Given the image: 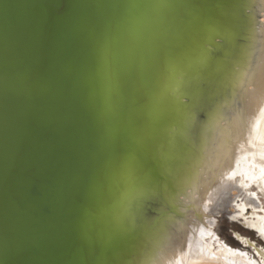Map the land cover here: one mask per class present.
<instances>
[{
  "label": "water",
  "instance_id": "1",
  "mask_svg": "<svg viewBox=\"0 0 264 264\" xmlns=\"http://www.w3.org/2000/svg\"><path fill=\"white\" fill-rule=\"evenodd\" d=\"M71 1L12 0L14 11L0 0V264H133L139 234L110 230L109 216L141 188L163 185L146 167H163L166 152L178 147L190 102L182 84L203 79L189 67L213 62L236 75L247 68V52L242 61L228 52L250 36L237 0H158L156 9L138 0L121 20L128 0H109L82 39L89 68L79 87L102 110L77 158L74 195L62 214L59 197L80 138L61 75ZM179 59L187 61L182 68ZM175 71L166 84V73ZM161 105L167 118L156 141L151 114L158 117Z\"/></svg>",
  "mask_w": 264,
  "mask_h": 264
},
{
  "label": "bare ground",
  "instance_id": "2",
  "mask_svg": "<svg viewBox=\"0 0 264 264\" xmlns=\"http://www.w3.org/2000/svg\"><path fill=\"white\" fill-rule=\"evenodd\" d=\"M148 1L146 7L150 2L155 4V9L160 5L158 0ZM237 1L248 12L244 11L246 14L242 17L248 22L250 42L242 46L239 43L235 47L230 45L228 52L234 53V60L241 61L247 52L246 70L238 75L226 74L224 65L218 68L213 62L202 64V68L189 67V72L200 70L203 79L182 82L181 92L190 97V102L184 107L182 128L177 136L178 147L166 152L163 167L158 162H150L149 168L146 167L162 176L160 182L163 185L157 189L152 186L141 188L128 198L125 205L112 207L109 229L116 232L136 231L139 234L135 247L138 257L133 264H264V210H253L251 217L245 219V225L256 230L263 241L256 240L251 232L235 225V232L253 237L249 241L238 233L243 243H236L224 236L220 228L226 242L244 252L243 255L214 240V223L205 217L206 210L210 208L208 203L214 202L219 195L211 196L217 183L225 184L238 178L239 182H234V186L240 183L244 190L257 188L261 194L264 192V0ZM6 2L16 11L12 0ZM110 2L72 0L64 24L61 75L77 109L80 138L78 151L76 147L70 155V172L65 176L59 197L62 214L69 209L74 195L78 159L85 138L93 132L94 120L102 110L99 104L95 109L85 93L83 97L79 87L78 76L81 78V74L89 68L84 61L82 39L85 26L101 7ZM137 2L128 0V5L116 20ZM3 23L0 19V33ZM16 44L13 40L10 48L16 49ZM10 48H2L1 58ZM10 52L13 54L14 50ZM180 59L176 62L182 68L181 65L187 61ZM176 77V71L167 72L166 84H171ZM145 106L142 108L145 109ZM159 109L161 114L158 117L151 114L156 118L151 129L156 141L161 133L160 125L167 115L165 105ZM246 209V203L239 204L235 218L244 216ZM61 223L63 227V217ZM248 243L258 248L252 247L256 253L253 257L248 252L251 249L243 246Z\"/></svg>",
  "mask_w": 264,
  "mask_h": 264
},
{
  "label": "rangeland",
  "instance_id": "3",
  "mask_svg": "<svg viewBox=\"0 0 264 264\" xmlns=\"http://www.w3.org/2000/svg\"><path fill=\"white\" fill-rule=\"evenodd\" d=\"M234 182H239L238 178H236L234 181H229L225 184L217 183L215 185L216 187H215V189H213V191H212L213 194H211V196L213 197V195L216 193H218L219 195L214 202L208 203V207L210 206V208H208L206 210L205 217L209 218L210 220L212 219V221L214 223V225L212 226V230H213L212 236H213L214 240H216L219 243H223L226 247L231 248L232 250H235V251H237L243 255L244 252H241L239 250L232 248L226 242L227 240L224 239V237L222 235V231H220V228L223 229V232L225 233L224 236H226L228 239H230L236 243L237 242L243 243V241L237 236V234L240 232H235L236 227H240V228L244 229L245 231L251 232L254 235V238H256V240L263 241V239L258 235V232L256 230L250 229L245 225V219L251 217V213L253 210H255L256 212H261L262 210H264V208H263L264 207V197L261 194V192H259V190L257 188H250V189L244 190L242 188V186L240 185V183H238V185L234 186ZM221 186H224V187L220 188ZM215 190H216V192H215ZM261 200H262V202H261ZM241 203L247 204L246 214L244 216H240L238 218H235V216L238 213V212H236L237 206ZM221 210H223V211H221ZM209 211L211 212V214ZM235 225H236V227H235ZM240 235H242V234L240 233ZM242 236L245 237V239L249 240V241L251 238H253V237H247L245 235H242ZM252 242H254V241H252ZM243 246L246 249H251L250 251H248L250 256L253 257L256 254L254 251V248H257V247L252 246V243H248L247 245H243ZM252 247H254V248H252Z\"/></svg>",
  "mask_w": 264,
  "mask_h": 264
}]
</instances>
